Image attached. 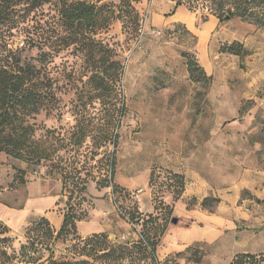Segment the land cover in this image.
<instances>
[{
    "label": "rangeland",
    "instance_id": "374dc122",
    "mask_svg": "<svg viewBox=\"0 0 264 264\" xmlns=\"http://www.w3.org/2000/svg\"><path fill=\"white\" fill-rule=\"evenodd\" d=\"M87 1H99L100 5L118 6L121 3V0ZM221 1L146 0L134 4L138 23L129 19L125 24L116 21L99 37L103 45H107L108 59L121 62L124 69L120 82L106 92L96 90L94 82L88 83L92 66L86 63V54L68 51L57 56L51 68L52 76L58 79L59 88L55 89V93L60 99L61 109L51 115L43 112L33 123L36 124L37 136L50 130L54 132V137L60 135L67 141L76 135L82 137L81 151L75 154V151L64 150L57 154L54 161L36 167H30L27 162L5 154L15 165L12 167L8 163L7 172L2 174V193L20 188L30 178L42 185L44 194L59 186L64 202L78 215H85L83 221L94 220L97 215H102L104 221L117 228L118 222L124 220L141 239L142 227L132 226L118 209L130 216L141 213L138 199L125 186L134 174L136 182L144 180V174L153 159L148 157L149 153L144 147L164 145L166 142L178 145L185 140H198L196 145L201 148L206 130H210L211 120L215 121L216 156L213 164L216 170H228L232 179L238 177L242 169L264 173V81L261 79L264 73V28L254 21L240 18L219 21L222 28L215 31V40L209 54L213 79L211 83L195 85L198 90L189 94L191 97L196 95L198 102L193 104L189 101L184 104L181 101V86L187 85L185 63L188 59L196 60L197 36L189 33L182 25L158 31L150 22L154 2H165L172 7L184 6L199 26L216 16ZM48 8L46 6L43 9L45 13ZM20 41L16 38L15 44ZM234 42L241 45L240 55L225 51ZM37 53L38 50L34 49L29 55L36 56ZM101 55V52L95 53V60L98 61ZM246 118H254L258 123L250 127L256 130L247 136V140L241 136L246 132H243L247 128L243 126ZM191 119L194 120L193 129L198 131V137L187 135L184 139L181 130L186 121ZM229 126L231 130H226ZM222 149L229 150V155L220 157L217 153H221ZM112 156H115V167L110 163ZM20 163L27 165L24 173L19 172ZM73 163L81 169L82 178L88 181L86 192L81 194L62 171V167ZM64 178L67 180L65 184ZM105 178L112 186L118 183L123 191L114 194L112 186L99 188L100 181ZM177 189L178 183L174 177L155 169L148 187L153 208L160 203L164 205L165 195L169 193L175 196ZM72 190H75L73 196ZM153 213L156 214V209ZM157 213L168 217L166 209ZM172 225L169 221L158 248ZM26 227L16 235L10 232V243L1 242L0 246L13 245L19 248L25 240ZM3 230L0 224V232ZM109 241L113 244L127 243L125 240L120 243ZM71 247L70 243H57L53 248L56 255L63 254L72 258L74 251L69 249ZM209 257L212 254L203 245L189 248L163 263L156 254L154 264H180L182 261L187 264H213ZM5 260L1 257L0 264Z\"/></svg>",
    "mask_w": 264,
    "mask_h": 264
},
{
    "label": "trees",
    "instance_id": "16d2710c",
    "mask_svg": "<svg viewBox=\"0 0 264 264\" xmlns=\"http://www.w3.org/2000/svg\"><path fill=\"white\" fill-rule=\"evenodd\" d=\"M143 1L146 0H121L117 6L87 0H0V153L36 167L54 161L64 150L75 151V154L81 151L83 139L78 135L69 141L60 135L54 137L50 130L37 136L33 123L36 117L43 112L51 115L61 109L55 93L59 88L58 79L52 76L51 65L63 52L84 53L86 63L92 66L88 83L94 82L96 90L101 92L111 89L120 82L124 69L121 62L108 59L107 45L104 46L99 37L116 21L125 24L129 19L138 23L134 4ZM46 6L49 7L47 13L43 10ZM214 17L220 22L233 18L254 21L264 28V0H222ZM16 38L21 40L20 43L15 44ZM240 46L234 42L225 51L240 55ZM34 49L38 50L37 55L30 56ZM97 52L102 54L98 61L95 60ZM186 65L192 77L201 70L196 60L188 59ZM115 162V156H112V167ZM76 165H66L62 171L81 194L86 192L88 181L82 178V171ZM172 177L178 183V191L173 195L176 201L184 182L181 177ZM111 186L107 178L99 184V188ZM112 187L114 194L123 191L118 185ZM74 192L71 191L72 196ZM155 209L156 214L139 213L137 216L122 211L131 223L142 227L141 239L132 244H113L106 234L82 238L78 223L85 215H78L66 202L64 221L58 231L45 217L30 220L24 230L25 240L19 248L0 246V258L6 259L2 264H154L161 237L168 222L174 218L172 203H160ZM163 209L168 213L167 218L162 217L163 213H157ZM1 226L4 230L0 232V243H10V229ZM57 243L72 244L69 249L74 251L73 257L56 255L53 247ZM230 264H264V253L237 254Z\"/></svg>",
    "mask_w": 264,
    "mask_h": 264
},
{
    "label": "crops",
    "instance_id": "0c3cea01",
    "mask_svg": "<svg viewBox=\"0 0 264 264\" xmlns=\"http://www.w3.org/2000/svg\"><path fill=\"white\" fill-rule=\"evenodd\" d=\"M150 22L158 31L182 25L189 33L197 36L196 62L201 70L192 77L185 63L187 85L181 86V101L184 104L189 101L195 104L198 102L196 95H189L198 90L195 85L211 83L213 79L209 54L215 40V31L222 28L219 21L211 17L198 26L184 6L172 7L165 2H154ZM197 74H200V79ZM261 79L264 81V73ZM255 124H258L257 120L246 118L243 125L247 127L243 131L246 132L241 136L247 140V136L254 134L256 128L250 127ZM194 125V120L186 121L180 133L184 139L187 135L198 137V131L193 129ZM230 126L226 130H231ZM214 139L215 121L211 120L210 130H206L201 148L196 145L198 140H185L178 145L166 142L164 145L144 147L149 153L148 157L153 158L144 174V180L136 182L134 174L132 180L126 183L125 187L133 192L143 190L136 197L139 210L141 213L151 214L155 211L148 190L152 171L160 169L171 176L181 177L184 182L178 200L174 201L173 195L169 193L164 197L166 204H173V217L178 219V224L171 226L156 252L162 263L189 248L203 245L210 250L212 257L209 259L213 264H230L237 254L264 253V173L242 169L238 177L232 179L228 170H216L213 164L216 156ZM217 154L224 157L229 155V150L222 149ZM9 160L4 153H0V183L3 182L2 174L7 172L8 163L12 167L15 165ZM18 167L20 171L27 170L24 163H20ZM117 185L120 186L118 183ZM58 188L44 194L42 185L30 178L20 188L5 190L3 193L0 190V224L7 226L16 235L23 231L30 220L45 217L58 231L64 221L65 207L64 197ZM120 228H123L122 231L118 230ZM130 228L124 220L114 228L104 221L102 215H97L94 220L78 223V233L82 238L106 234L111 241L117 243L125 240L132 244L140 240V235ZM180 264L187 263L182 261Z\"/></svg>",
    "mask_w": 264,
    "mask_h": 264
},
{
    "label": "built area",
    "instance_id": "2783aa9c",
    "mask_svg": "<svg viewBox=\"0 0 264 264\" xmlns=\"http://www.w3.org/2000/svg\"><path fill=\"white\" fill-rule=\"evenodd\" d=\"M142 193H143V190H142V189H138V190H136V191H134V192L132 193V196L137 197V196L141 195ZM118 211L121 213L122 216H124V217L126 218V220H127L128 223H130L132 226L136 227V225L133 224V223H131V222L129 221V219L123 214V212H122L121 209H118Z\"/></svg>",
    "mask_w": 264,
    "mask_h": 264
},
{
    "label": "water",
    "instance_id": "95a60500",
    "mask_svg": "<svg viewBox=\"0 0 264 264\" xmlns=\"http://www.w3.org/2000/svg\"><path fill=\"white\" fill-rule=\"evenodd\" d=\"M171 223H172L173 225H176V224H178V219H176V218H173V219H172V221H171Z\"/></svg>",
    "mask_w": 264,
    "mask_h": 264
}]
</instances>
